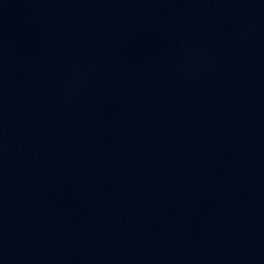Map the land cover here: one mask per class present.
Returning <instances> with one entry per match:
<instances>
[{
	"label": "water",
	"instance_id": "1",
	"mask_svg": "<svg viewBox=\"0 0 264 264\" xmlns=\"http://www.w3.org/2000/svg\"><path fill=\"white\" fill-rule=\"evenodd\" d=\"M182 0H0V135L61 99Z\"/></svg>",
	"mask_w": 264,
	"mask_h": 264
}]
</instances>
